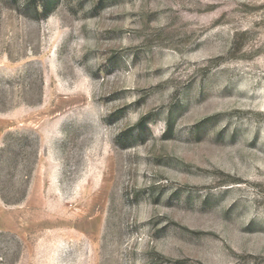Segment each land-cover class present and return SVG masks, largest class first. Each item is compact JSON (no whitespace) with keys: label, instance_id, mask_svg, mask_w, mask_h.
I'll list each match as a JSON object with an SVG mask.
<instances>
[{"label":"rangeland","instance_id":"obj_1","mask_svg":"<svg viewBox=\"0 0 264 264\" xmlns=\"http://www.w3.org/2000/svg\"><path fill=\"white\" fill-rule=\"evenodd\" d=\"M0 264H264V0H0Z\"/></svg>","mask_w":264,"mask_h":264},{"label":"trees","instance_id":"obj_2","mask_svg":"<svg viewBox=\"0 0 264 264\" xmlns=\"http://www.w3.org/2000/svg\"><path fill=\"white\" fill-rule=\"evenodd\" d=\"M50 2V0H46V3L48 4Z\"/></svg>","mask_w":264,"mask_h":264}]
</instances>
